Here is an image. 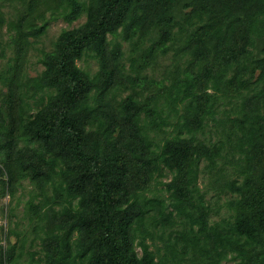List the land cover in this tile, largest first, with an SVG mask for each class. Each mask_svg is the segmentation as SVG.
<instances>
[{
    "label": "trees",
    "instance_id": "obj_1",
    "mask_svg": "<svg viewBox=\"0 0 264 264\" xmlns=\"http://www.w3.org/2000/svg\"><path fill=\"white\" fill-rule=\"evenodd\" d=\"M46 2L54 6L49 7L52 19L72 24L84 16L85 22L61 32L53 51L43 55L44 71L36 78L22 82L19 63L13 65L6 78L9 94L0 106L3 186L11 191L28 179L41 190L48 187L49 201L61 206L52 213L54 222L42 238L43 259L36 264H161L144 229L156 206L163 227L171 226L173 216L182 221L175 237L182 253L191 250L204 264H220L229 255L235 264H264V46L262 58L251 54L257 42L264 45V0ZM180 5L190 9L182 17ZM22 25L11 24L19 60L25 40L46 28L25 31ZM176 28L182 42L177 53L190 57L184 78L162 87L153 107L127 96L113 109L109 96L120 86L134 90L141 71L159 53L167 54ZM121 34L138 55L130 65L136 78L122 74V44L116 41ZM148 38L153 43L142 48ZM86 57L99 64L94 75L77 65ZM249 71H259L263 83L252 97L242 93L249 88ZM223 87L243 96L244 120L232 132L239 158L236 177L224 186L231 195L226 202L231 220L221 226L209 224L211 210L197 182L200 163L207 162L209 172L216 169L225 144L207 146L196 135L213 115ZM36 96L31 113L28 102ZM159 98L173 109L185 103L176 128L188 136L177 134L156 148L148 133L164 124ZM163 171L171 174L164 183L170 200L164 219V203L145 197Z\"/></svg>",
    "mask_w": 264,
    "mask_h": 264
},
{
    "label": "rangeland",
    "instance_id": "obj_2",
    "mask_svg": "<svg viewBox=\"0 0 264 264\" xmlns=\"http://www.w3.org/2000/svg\"><path fill=\"white\" fill-rule=\"evenodd\" d=\"M46 1L49 0H0V106L4 97L9 94L6 78L11 76L13 65L19 63L20 72L18 76L21 77L22 82L27 78H36L44 71L41 63L43 55L53 51L54 43L61 32L78 28L85 22L84 16L72 24H68L61 17L52 19L49 7L53 8L54 6ZM189 10L184 5H180L177 10L178 17L184 16ZM18 23L23 24L25 31L28 30V26L39 29L46 24L43 33H39L37 37L29 36L25 40L23 44H26V48L21 60L17 58L19 53V47L16 43L18 34H16V30L11 29V24ZM189 30L191 29L189 28ZM177 33L178 28L173 31V42L169 43L167 54L159 53L155 62L141 71L139 75L141 81L136 82L137 86L133 91L120 86V89L117 88L109 96L108 102L112 104L113 109H116L119 102L127 96H133L142 104L148 103L153 107L154 104L151 101L157 94L162 93V87L170 86L177 77L184 78V72L189 68L187 60L190 57L177 53L182 45ZM152 39L148 38L142 48L150 47L153 43ZM108 40H112V37L109 36ZM116 41L122 44L121 63L124 68L122 74L136 78V72L130 68V65L132 58H137L138 55H132L133 47L124 41L122 34L117 36ZM263 46L260 41L255 44L251 50L253 59L263 57L261 53ZM77 65L91 75H94L99 69L97 60L89 57L78 61ZM231 76L232 73H229L227 78ZM258 77L259 71L253 75L249 71L246 80L250 84L247 90L242 91L243 96L252 97L262 91L263 83L258 81ZM222 89L223 91L217 96V105L213 115L207 117L203 130L197 133L196 139L207 146H213L219 142L225 144L222 152L223 158L217 160L216 169L209 172L208 163L205 161L200 163L197 182L200 193L205 195V204L211 210L208 218L209 224L224 226L226 222L231 220V213L226 208V202L231 199V195L224 186L228 180L236 177V160L239 158L238 152L233 149L235 139L232 132L236 133L239 121L244 120L242 113L244 98L234 91H230L227 87ZM207 92L212 94L211 90ZM38 97L29 99L28 103L32 106L31 113L35 111L33 102L37 101ZM155 102L159 110H162L161 115L164 120L161 131L153 130L148 133L149 137L154 140L156 148L160 147L165 139L177 134L188 136L186 131L176 128L178 120L184 112L185 103L178 104L173 109L164 103V98H159ZM218 169L221 172L218 173ZM170 179L171 174L167 171H163L161 175L156 174L145 192L147 199L164 203L166 209L163 219L168 216L170 211L167 208L170 204L169 194L164 187V183ZM6 180L7 178L0 174V262L2 264H36L38 260L43 259L42 238L45 237L49 223L54 222L52 213L59 211L61 206L54 205L49 201L51 190L48 187L41 190L26 179L20 180L10 191L2 184V181ZM158 208L156 206L153 211H150L144 224L146 242L155 254V261L161 264H204L199 260L200 257L191 250L187 254L182 253L183 246L175 239L176 232L182 229V221L174 219L173 216L169 218L170 223H172L171 226L163 227L159 223L162 221V217L157 212ZM154 217L156 220L153 219ZM11 248L15 250L12 260L7 257ZM136 251L140 256V248H136ZM235 263L230 255L220 261V264Z\"/></svg>",
    "mask_w": 264,
    "mask_h": 264
}]
</instances>
